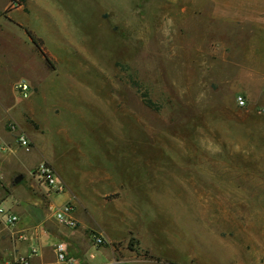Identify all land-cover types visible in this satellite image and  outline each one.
Masks as SVG:
<instances>
[{
	"label": "rangeland",
	"instance_id": "rangeland-1",
	"mask_svg": "<svg viewBox=\"0 0 264 264\" xmlns=\"http://www.w3.org/2000/svg\"><path fill=\"white\" fill-rule=\"evenodd\" d=\"M20 2L0 0V109L40 139L0 163L6 178L34 179L51 156L76 194L109 181L113 213L120 202L126 222L157 233L134 264H264V181L246 165L264 0ZM22 77L29 97L9 108Z\"/></svg>",
	"mask_w": 264,
	"mask_h": 264
},
{
	"label": "crops",
	"instance_id": "crops-1",
	"mask_svg": "<svg viewBox=\"0 0 264 264\" xmlns=\"http://www.w3.org/2000/svg\"><path fill=\"white\" fill-rule=\"evenodd\" d=\"M262 59L264 61V57ZM24 79L29 81L23 77L20 80ZM14 90L18 92L15 87ZM20 96L22 98L18 99L14 96L11 103H5V105L15 108L17 103H23V99L29 97H23L21 94ZM254 103V108L249 111L253 114V118L247 124L246 165L250 168V160L252 161L256 169H248V172L256 176L252 175L247 179L264 181V89L254 99ZM23 121V124L19 125L13 115H8L0 109V163H6L12 159V151L21 155V147L16 142L20 132L26 133L32 142L30 150L24 149L26 152L38 146L40 134L38 135L36 129L27 125L24 117ZM45 161L54 167L59 180L66 185V188H69L72 194L63 199L61 201L63 203L57 204L60 200L57 194L59 192L53 191L36 178L23 177L22 181L28 182V189L18 188L22 181L15 182V178L18 175H26L27 171L24 168L15 169L9 178H6L4 172L0 170V202L14 207L19 213V220L13 226L5 224L0 219V264H13L19 256H30L31 264H65L57 259L55 247L59 241H65L69 254L80 259L82 264H104L123 259H133L134 264L136 260V262L141 261L135 257V246L137 249L151 252L153 248L151 241L157 233L147 227H132L126 222L127 218L124 211H121L123 207L120 202L117 207L118 215L113 213L114 210L110 208L111 201L107 198L110 189L109 181L98 184L97 188L94 187L93 191L84 195L76 194L72 191L71 184L72 175L75 179L74 174L71 175L60 167V164H64L62 161L59 160L56 163L51 156H46V159L36 163L33 169ZM66 202H71L75 206L74 214L79 222L76 228L63 225L55 218V208ZM78 207L81 208L79 213L76 212ZM82 214L91 217L97 223H82L84 218ZM94 233L101 234L105 243L96 246L93 239ZM132 238L137 244L131 243ZM91 254H94V257H91Z\"/></svg>",
	"mask_w": 264,
	"mask_h": 264
},
{
	"label": "built area",
	"instance_id": "built-area-1",
	"mask_svg": "<svg viewBox=\"0 0 264 264\" xmlns=\"http://www.w3.org/2000/svg\"><path fill=\"white\" fill-rule=\"evenodd\" d=\"M20 0H14L15 6L19 5ZM15 89L23 96H29L30 83L27 80H20L15 84ZM237 103L240 106H246L247 100L244 96L239 95L237 97ZM14 128L15 126L12 125ZM16 142L20 147L30 150L32 142L26 133L20 132L16 137ZM32 176L39 182L46 184L52 188L55 192H61L66 189V185L59 180L54 167L49 162H42L36 168L32 169ZM75 206L71 202H66L63 205L56 207L54 210L55 218L58 222L71 228H76L79 225L77 218L75 217ZM0 219L7 225L13 226L19 220V213L12 206H7L3 202H0ZM94 244L100 246L105 243V239L101 234H93ZM135 249L137 250L136 246ZM57 259L65 264H82V261L69 254L68 245L65 241H59L55 247ZM94 257V254H91ZM30 256H19L13 264H31ZM133 259L115 260L104 264H133Z\"/></svg>",
	"mask_w": 264,
	"mask_h": 264
},
{
	"label": "trees",
	"instance_id": "trees-1",
	"mask_svg": "<svg viewBox=\"0 0 264 264\" xmlns=\"http://www.w3.org/2000/svg\"><path fill=\"white\" fill-rule=\"evenodd\" d=\"M20 1H19V5L21 3ZM27 32L33 38V41L35 42L36 46L38 47V49L40 50V52L44 56V59L46 61L47 66L51 69H55V64H54L52 58L43 48V40L41 38L37 37L31 30L27 29ZM130 241H131V243L136 242V240L134 238H132Z\"/></svg>",
	"mask_w": 264,
	"mask_h": 264
},
{
	"label": "water",
	"instance_id": "water-1",
	"mask_svg": "<svg viewBox=\"0 0 264 264\" xmlns=\"http://www.w3.org/2000/svg\"><path fill=\"white\" fill-rule=\"evenodd\" d=\"M29 37L31 38V40L33 41V38L29 35ZM33 43L35 44V42L33 41ZM22 179V176L21 175H18L16 178H15V182H20Z\"/></svg>",
	"mask_w": 264,
	"mask_h": 264
}]
</instances>
